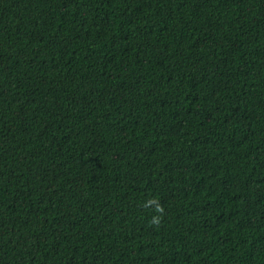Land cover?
Instances as JSON below:
<instances>
[{
	"label": "trees",
	"instance_id": "16d2710c",
	"mask_svg": "<svg viewBox=\"0 0 264 264\" xmlns=\"http://www.w3.org/2000/svg\"><path fill=\"white\" fill-rule=\"evenodd\" d=\"M0 264H264V0H0Z\"/></svg>",
	"mask_w": 264,
	"mask_h": 264
}]
</instances>
